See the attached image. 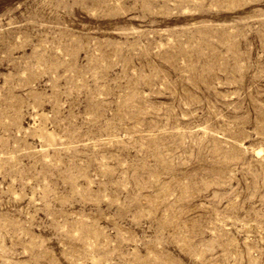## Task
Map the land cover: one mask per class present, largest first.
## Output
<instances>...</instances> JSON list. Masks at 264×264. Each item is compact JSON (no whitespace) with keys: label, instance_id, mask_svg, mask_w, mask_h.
I'll list each match as a JSON object with an SVG mask.
<instances>
[{"label":"rangeland","instance_id":"1","mask_svg":"<svg viewBox=\"0 0 264 264\" xmlns=\"http://www.w3.org/2000/svg\"><path fill=\"white\" fill-rule=\"evenodd\" d=\"M0 264H264V0H0Z\"/></svg>","mask_w":264,"mask_h":264}]
</instances>
